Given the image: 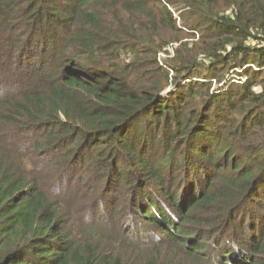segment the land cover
Here are the masks:
<instances>
[{"label": "trees", "instance_id": "16d2710c", "mask_svg": "<svg viewBox=\"0 0 264 264\" xmlns=\"http://www.w3.org/2000/svg\"><path fill=\"white\" fill-rule=\"evenodd\" d=\"M256 67L264 0H0V264H264Z\"/></svg>", "mask_w": 264, "mask_h": 264}, {"label": "rangeland", "instance_id": "374dc122", "mask_svg": "<svg viewBox=\"0 0 264 264\" xmlns=\"http://www.w3.org/2000/svg\"><path fill=\"white\" fill-rule=\"evenodd\" d=\"M177 16V23L178 25H182L181 23V20H180V17L178 16V14H175ZM187 36V35H186ZM184 42L188 41L190 44H198V46H201L200 43H201V39H200V36L199 34H196L195 36H191V35H188L187 37L183 38L182 39ZM181 43L182 42H176V41H173L169 44L166 45V47L160 51L158 53V62L160 64V66L162 68H164V70L168 71L169 72V79L172 80L173 77L175 76V71L172 69V66H171V62L170 60L174 59L176 54H177V50L181 48ZM251 64H248V65H244L243 67H241L240 69H237L235 70V72L233 70H229V72H226V77L223 78V75L224 73H221V76L220 77H216L215 78H212L210 80H207L206 82L208 81H211V90L214 91V92H217L221 87H224L221 91H225V90H233V91H237V88H241L239 85H243L245 83V79L247 77V75L243 74V72L248 68L250 67ZM253 66V65H252ZM253 68V67H251ZM256 69L259 71H263L262 74L264 73V67L262 68H259L256 67ZM203 71L206 73L207 70L206 69H202L200 72L202 75L200 76H203L205 73H203ZM237 72H240L238 75H237ZM223 79V80H222ZM202 81H204V79H200ZM222 80V81H221ZM188 81L189 80H185V81H182L181 84L182 86H186L187 84L186 83H189ZM176 87L175 85H173V83L167 87V89L165 91H163V95L165 98H168L174 91L176 92ZM256 91H258L259 93L262 92L263 90V87L262 86H255L254 88ZM239 90V89H238ZM171 92V93H170ZM217 93H220V91H218ZM4 93H1L0 95H2ZM134 173H137V170L134 171ZM85 176L86 173H84ZM96 176V174H94L92 172V177L94 178ZM85 180H86V177H85ZM91 185H88L86 190L87 192L90 191L91 192ZM123 196H124V200H122V204L125 203L127 204V202L129 201V197H130V192L128 191H125L123 190V193H121ZM121 195V196H122ZM120 196V197H121ZM119 197V198H120ZM116 204V203H115ZM107 217H110L109 214H107ZM126 218V217H125ZM150 232H153L155 233L156 230H152V229H148ZM158 233H160V231H158Z\"/></svg>", "mask_w": 264, "mask_h": 264}, {"label": "built area", "instance_id": "2783aa9c", "mask_svg": "<svg viewBox=\"0 0 264 264\" xmlns=\"http://www.w3.org/2000/svg\"><path fill=\"white\" fill-rule=\"evenodd\" d=\"M252 66V65H251ZM253 67H254V65H253ZM247 80V78L245 79V81Z\"/></svg>", "mask_w": 264, "mask_h": 264}]
</instances>
